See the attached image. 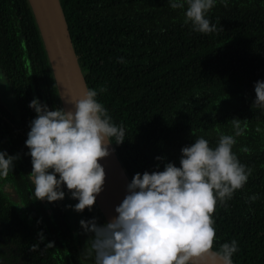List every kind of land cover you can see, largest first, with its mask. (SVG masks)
Instances as JSON below:
<instances>
[{"label":"trees","instance_id":"trees-1","mask_svg":"<svg viewBox=\"0 0 264 264\" xmlns=\"http://www.w3.org/2000/svg\"><path fill=\"white\" fill-rule=\"evenodd\" d=\"M60 3L88 88L125 127L127 138L113 146L130 179L157 164L162 170L166 161L178 166L181 147L197 136L214 146L217 129L233 132V117L246 125L232 151L252 171L226 207H215L212 247L236 238L235 264H264V106L253 104L254 81L264 78L261 0L217 2L207 15L218 30L207 34L194 31L184 10L167 0ZM0 71L14 97L10 108L0 95V150L18 155L0 182V264H84L66 199L31 196L24 141L36 114L28 104L38 97L50 109L63 105L29 0H0ZM254 193L259 199L246 202ZM80 213L106 221L96 201ZM49 241L53 246L45 247Z\"/></svg>","mask_w":264,"mask_h":264},{"label":"clouds","instance_id":"clouds-1","mask_svg":"<svg viewBox=\"0 0 264 264\" xmlns=\"http://www.w3.org/2000/svg\"><path fill=\"white\" fill-rule=\"evenodd\" d=\"M217 2L227 6L228 0H167L170 8L184 10L186 24L204 34L218 30L207 15ZM117 61L125 62L123 57ZM253 88V104L264 106V78H257ZM97 97V89L88 88L69 101L73 107L67 109H50L38 97L29 102L28 107L36 114L28 122L24 141L26 154L31 157L28 180L32 199L63 200L66 189L69 198L77 201L66 207L76 212L91 211L105 183L100 160L110 155V145H119L127 138L124 125L113 122ZM231 127V134L217 129L214 146L204 136L182 146L178 166L166 161L162 170L157 164L151 171L134 173L114 207V216L103 223L95 217L79 221L83 232L90 234L81 254L91 264H234L233 253L239 247L236 238L212 247L215 207H226L252 171L232 151L246 125L233 117ZM16 159L17 154L0 150V182L12 172ZM0 187L4 185L0 183ZM256 199L258 193L250 194L246 202ZM38 236L44 239L42 232ZM52 246L51 241L45 245Z\"/></svg>","mask_w":264,"mask_h":264},{"label":"water","instance_id":"water-1","mask_svg":"<svg viewBox=\"0 0 264 264\" xmlns=\"http://www.w3.org/2000/svg\"><path fill=\"white\" fill-rule=\"evenodd\" d=\"M29 2L43 37L61 103L66 109L72 108L73 104L69 101L81 96L88 86L60 0H29ZM110 148L112 149L110 155L100 160L104 165L106 176L103 189L96 198L106 220L115 215L114 207L122 200L125 185L131 180L113 144ZM208 264H211V261Z\"/></svg>","mask_w":264,"mask_h":264},{"label":"rangeland","instance_id":"rangeland-1","mask_svg":"<svg viewBox=\"0 0 264 264\" xmlns=\"http://www.w3.org/2000/svg\"><path fill=\"white\" fill-rule=\"evenodd\" d=\"M2 74H3V72L0 71V95L2 97L3 102L8 107L13 108L14 97H13V94L10 91V89L7 87L5 76ZM65 191H66L65 199H66L67 205L76 203L77 202L76 200L69 198V196L67 195L66 189H65ZM68 209H69L70 217H71L73 224H74L77 239H78L79 244L81 246V252H82L87 239H86L85 232H83V230L79 224V221L82 219L81 213L72 210L70 207H68ZM83 259H84L85 264H91L90 259L86 258L85 256H83Z\"/></svg>","mask_w":264,"mask_h":264},{"label":"flooded vegetation","instance_id":"flooded-vegetation-1","mask_svg":"<svg viewBox=\"0 0 264 264\" xmlns=\"http://www.w3.org/2000/svg\"><path fill=\"white\" fill-rule=\"evenodd\" d=\"M3 185H4V183H3ZM5 186H6V184H5ZM9 186H11V184H8L6 187L9 190V193L12 194L14 196V198H15L16 196H15V193L13 191V187H9ZM80 249H81V246H80ZM82 258H83V256H82ZM83 261H84V259H83ZM84 264H85V262H84Z\"/></svg>","mask_w":264,"mask_h":264}]
</instances>
